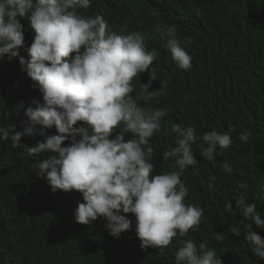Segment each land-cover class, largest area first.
<instances>
[{
    "label": "trees",
    "instance_id": "1",
    "mask_svg": "<svg viewBox=\"0 0 264 264\" xmlns=\"http://www.w3.org/2000/svg\"><path fill=\"white\" fill-rule=\"evenodd\" d=\"M79 12L85 17L102 15L115 33H137L148 50L159 53L151 66L157 79L150 91L161 88L163 94L149 101L137 99L142 106L168 111L150 140L153 175L169 172L175 164L174 157L164 160V152L175 146L172 125L193 126L201 137L193 145L199 165L189 167L181 180L188 191L185 203L201 207L204 214L198 227L184 238L174 237L164 251L144 250L133 214L121 212L132 224L119 238L109 234L103 218L87 225L75 221L82 193H54L32 171L46 156L29 158L27 147H35L43 137H23L18 148L10 140H0V264H175L182 239L205 243L224 264H264L246 240L248 221L235 202L243 197L255 203L264 219V0H92ZM21 23L25 45L20 55L27 59L35 31L27 19ZM164 25H175L181 41H191L185 45L192 57L190 70L173 62L166 39L157 30ZM149 80L148 72L134 78V99ZM33 83L21 70L19 58L9 61L5 56L0 61V126L14 123L23 130L25 110L35 107L33 99L42 101ZM229 129L233 139L229 149L218 148L213 161L200 155L205 132ZM45 131L57 134L55 127ZM248 131L252 135L245 143L239 136ZM130 138L131 134L125 136L126 141ZM225 161L231 174L222 171ZM250 222L264 238V229ZM231 227H238L241 234L231 232Z\"/></svg>",
    "mask_w": 264,
    "mask_h": 264
},
{
    "label": "clouds",
    "instance_id": "2",
    "mask_svg": "<svg viewBox=\"0 0 264 264\" xmlns=\"http://www.w3.org/2000/svg\"><path fill=\"white\" fill-rule=\"evenodd\" d=\"M91 2L0 0V61L5 56L9 61L19 58L21 70L42 94V101L33 99L35 107L25 110L28 120L22 122L23 130H17L14 123L0 126V140H10L18 148L23 137H43L35 147H27L29 158L46 156L32 171L45 179L54 193H82L83 202L74 212L77 223L87 225L103 218L109 234L119 238L132 224L121 212L133 214L141 248L162 252L174 237H186L201 223L203 209L185 203L188 191L181 180L189 167L199 165L193 145L201 137L191 125L173 124L170 132L175 146L164 152V160L174 157L175 164L171 171L153 175L150 140L160 131L168 111L142 106L137 99L149 101L163 94L161 88L150 91L151 82L157 79L151 66L159 53L148 50L137 33H115L100 14H80L79 10L87 9ZM21 19H27L35 31L27 59L20 55L25 45ZM157 30L166 39L165 47L177 68L190 70L192 57L185 45L191 41L182 42L175 25L158 26ZM145 72L150 80L142 83L134 99L133 80ZM22 107H18L17 115ZM78 122L82 123L77 126ZM53 127L57 134L47 135L45 129ZM127 134L132 138L126 141ZM251 135L248 131L239 139L247 143ZM202 140L200 155L209 161L215 160L218 148L227 150L233 144L231 129L205 132ZM66 141L70 143L66 145ZM221 168L228 174L232 172L227 161ZM235 202L248 221L244 235L252 252L264 259V238L250 222L264 229V219L255 203L243 197ZM231 208L228 205L229 211ZM230 231L241 234L238 227ZM179 243L175 264H224L203 242L182 239Z\"/></svg>",
    "mask_w": 264,
    "mask_h": 264
}]
</instances>
